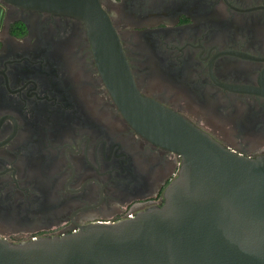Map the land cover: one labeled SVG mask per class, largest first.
<instances>
[{
	"label": "flooded vegetation",
	"instance_id": "1",
	"mask_svg": "<svg viewBox=\"0 0 264 264\" xmlns=\"http://www.w3.org/2000/svg\"><path fill=\"white\" fill-rule=\"evenodd\" d=\"M98 1L140 94L264 156V0ZM180 160L123 119L80 20L0 0L1 239L114 219Z\"/></svg>",
	"mask_w": 264,
	"mask_h": 264
},
{
	"label": "water",
	"instance_id": "2",
	"mask_svg": "<svg viewBox=\"0 0 264 264\" xmlns=\"http://www.w3.org/2000/svg\"><path fill=\"white\" fill-rule=\"evenodd\" d=\"M80 20L96 70L126 123L180 157L154 196L75 232L0 238V264H264V156L224 147L139 93L98 0H1Z\"/></svg>",
	"mask_w": 264,
	"mask_h": 264
}]
</instances>
